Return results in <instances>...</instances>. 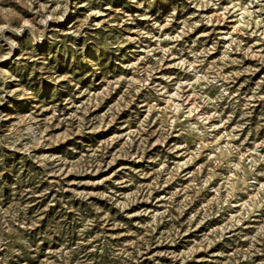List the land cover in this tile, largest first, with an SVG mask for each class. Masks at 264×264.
<instances>
[{
	"label": "rangeland",
	"instance_id": "1",
	"mask_svg": "<svg viewBox=\"0 0 264 264\" xmlns=\"http://www.w3.org/2000/svg\"><path fill=\"white\" fill-rule=\"evenodd\" d=\"M0 264H264V0H0Z\"/></svg>",
	"mask_w": 264,
	"mask_h": 264
}]
</instances>
